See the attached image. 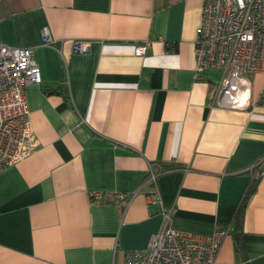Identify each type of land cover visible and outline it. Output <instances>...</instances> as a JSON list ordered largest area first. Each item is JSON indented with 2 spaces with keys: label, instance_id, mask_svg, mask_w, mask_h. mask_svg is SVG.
Returning a JSON list of instances; mask_svg holds the SVG:
<instances>
[{
  "label": "crops",
  "instance_id": "obj_1",
  "mask_svg": "<svg viewBox=\"0 0 264 264\" xmlns=\"http://www.w3.org/2000/svg\"><path fill=\"white\" fill-rule=\"evenodd\" d=\"M203 5L0 0V43L35 49L42 78L26 89L37 149L0 172V264H127L164 210L184 233L225 226L220 263L264 264V74L248 76L242 108L214 102L224 74L198 73L194 53ZM150 166L163 168L162 205L148 201Z\"/></svg>",
  "mask_w": 264,
  "mask_h": 264
},
{
  "label": "built area",
  "instance_id": "obj_2",
  "mask_svg": "<svg viewBox=\"0 0 264 264\" xmlns=\"http://www.w3.org/2000/svg\"><path fill=\"white\" fill-rule=\"evenodd\" d=\"M42 36L44 44H54L48 28L43 29ZM149 46L138 45L135 54L146 55ZM73 48L76 53L88 54L91 42L78 40ZM194 53L198 73L212 69L224 74L214 102L242 108L251 94L248 76L264 74V0H204ZM41 81L35 49L0 43V172L37 149L26 89ZM258 102L264 104V85ZM161 172L162 167L154 170L150 166L147 178L153 186L148 201L160 205L163 199L157 178ZM263 175L261 168L257 177ZM134 196L123 193L118 199L129 203ZM91 197L104 199L98 192L91 193ZM172 224V213L164 210L161 229L145 249L128 254L127 264H222L218 255L229 233L225 226L217 224L213 233L205 236L181 232Z\"/></svg>",
  "mask_w": 264,
  "mask_h": 264
},
{
  "label": "trees",
  "instance_id": "obj_3",
  "mask_svg": "<svg viewBox=\"0 0 264 264\" xmlns=\"http://www.w3.org/2000/svg\"><path fill=\"white\" fill-rule=\"evenodd\" d=\"M257 184L258 183L256 181L252 182L250 187L245 192V195H244L242 202L239 206L238 213L236 215V219L238 220V223L240 224V226H239L240 228L242 227V224L244 221V215H245L246 207L248 205V201H249L250 197L256 192Z\"/></svg>",
  "mask_w": 264,
  "mask_h": 264
},
{
  "label": "bare ground",
  "instance_id": "obj_4",
  "mask_svg": "<svg viewBox=\"0 0 264 264\" xmlns=\"http://www.w3.org/2000/svg\"><path fill=\"white\" fill-rule=\"evenodd\" d=\"M242 101H243V103H244V101H245L244 98H242Z\"/></svg>",
  "mask_w": 264,
  "mask_h": 264
}]
</instances>
